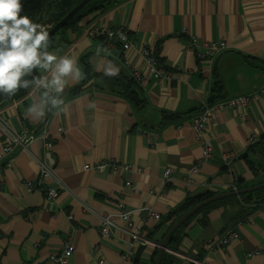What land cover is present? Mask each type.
Wrapping results in <instances>:
<instances>
[{
	"label": "crops",
	"instance_id": "0c3cea01",
	"mask_svg": "<svg viewBox=\"0 0 264 264\" xmlns=\"http://www.w3.org/2000/svg\"><path fill=\"white\" fill-rule=\"evenodd\" d=\"M92 18L67 30L69 48L64 54L52 51L58 57L75 58L79 68L81 58L92 54L89 63L97 77L87 90L65 101L61 110L46 108L43 117L28 114L41 99L38 90L0 111V148L6 143V131L19 134L26 127L33 135L47 132L54 140L48 154L35 140L27 152L16 150L10 166L0 161V264H53L49 257L62 254L66 244L74 248L67 264H152L170 225L161 220L187 196L237 192L236 185L250 188L262 176L253 175L250 165L263 167L264 153L260 158L248 148L253 138L254 143L264 138V99L216 114L204 130L212 146V157L206 161L190 127L191 117L165 125L163 116L202 110L213 103L208 99L216 82L221 87L217 101L264 89V0H130L100 20ZM98 21L128 31L129 41L137 46L128 53L135 68L144 69L139 52L148 47L168 72L161 81L140 84L145 107L135 109L116 94L120 87L114 78L132 79L121 53H110L99 40L83 37L84 30ZM189 36L224 41L229 49L199 61ZM109 64L119 69L117 75H105ZM80 82L69 80L63 93ZM259 147L263 152L264 144ZM228 155L233 158L225 162ZM108 159L141 173L83 170ZM38 162L54 168L61 180L63 187L54 200L26 192L25 182L34 183L38 176ZM126 179L135 186V194L126 187ZM119 202L132 212L131 220L142 234L154 238L153 245L134 248L131 262L121 261L130 245L120 231L125 226L121 220L108 236L99 234L101 216L116 214ZM235 204L228 200L210 211L208 224L203 225L198 215L182 228L174 255L183 258L181 264H190L185 258L203 264H264V212L259 208L239 218ZM142 209L152 210L160 220L148 218ZM228 229L236 230L238 239L222 249H210V243ZM254 250L258 254L247 258Z\"/></svg>",
	"mask_w": 264,
	"mask_h": 264
},
{
	"label": "built area",
	"instance_id": "2783aa9c",
	"mask_svg": "<svg viewBox=\"0 0 264 264\" xmlns=\"http://www.w3.org/2000/svg\"><path fill=\"white\" fill-rule=\"evenodd\" d=\"M183 34L189 35L186 29L182 30ZM88 40H100L103 43L104 48L108 52H115L120 54L122 57V64L126 69L130 70L132 79L142 84L146 80H153L155 82L161 81L163 78L168 77V72L159 64L156 55L151 48L142 47L139 55L142 57L145 65L143 70L135 68L128 56V53L132 50H136L137 46L131 43L128 38V31L125 28H109L102 25L100 22L97 25L89 27L86 30L85 37ZM191 49L195 52L199 61H205L212 59L219 54L229 49L224 41H201L194 36H189ZM264 99V89L258 92L246 96H238L228 100H218L213 103H209L205 106L200 113L196 114L190 120V127L195 135V138L200 142L202 147V160L206 161L212 157V146L210 140L204 136V130L206 125L212 121L216 114L225 110H238L245 108L252 103ZM6 131V130H5ZM61 129L57 130V134H60ZM5 144L0 148V161L4 162L5 166H10L12 157L14 156L17 149H21L22 152H27L28 146L35 140H39L44 149L45 153H49L53 150L54 140L52 136L47 132H42L39 135H33L29 128H24L19 134L6 131ZM255 142L253 138L250 145ZM232 155L224 157V161L228 162L232 159ZM39 173L35 182H25L26 192L35 193L40 192L45 195L48 200H54L57 198L59 190L63 187L60 178L50 165L45 162H38ZM107 169L116 171H123L126 175L132 172L141 173V170L133 168L129 165H123L116 162L113 159L101 160L100 162L93 165L83 166V170H93L96 173H103ZM193 170H189L188 174L192 173ZM163 178L166 180L167 172L163 174ZM125 185L131 190L133 194L137 192L135 186L128 180H125ZM118 212L116 214H106L100 218L99 234L101 237L108 236L111 229H117L116 221L121 220L125 225L124 229L120 231L129 239L130 245L129 250L121 255L122 262H131L133 257V250L135 247L144 248L146 246L153 245L147 238L142 234V231L136 226L131 220L132 212L127 211L122 202L117 204ZM261 211L264 212V203L261 206ZM145 216L152 218L153 220H160V216L155 214L152 210L142 209ZM87 211L91 212L89 209ZM71 220V217H68ZM249 222V218L245 221ZM238 239V234L234 229H228L224 234L217 240L210 243V249H222L228 246L230 243ZM36 246V245H35ZM73 246L66 244L62 250V254L58 256H50L49 261L53 264H67V259L73 253ZM259 250H254L246 255L247 258L252 255L258 254ZM181 258L180 256H178ZM183 260V258H181ZM190 264H203V262L185 258ZM97 264H106L103 261Z\"/></svg>",
	"mask_w": 264,
	"mask_h": 264
},
{
	"label": "trees",
	"instance_id": "16d2710c",
	"mask_svg": "<svg viewBox=\"0 0 264 264\" xmlns=\"http://www.w3.org/2000/svg\"><path fill=\"white\" fill-rule=\"evenodd\" d=\"M81 0H27L21 2L23 5V11L21 12L22 16H28L33 23L39 24L42 28L48 31L52 28L58 21H60L67 12L76 6ZM130 0H93L90 4H88L83 10H81L67 25L62 28L59 32H57L52 38L49 39V47L48 51L52 53L54 50H59L62 54H64L68 48L69 43H67L65 33L67 30H76L80 22L87 18L93 17L92 22L100 20L103 16H105L111 10L121 6L122 4L128 2ZM99 23L91 25L90 27L97 25ZM89 28V27H88ZM86 28L83 32V37H85ZM98 40V39H97ZM100 41V40H99ZM102 42V41H101ZM104 48L103 43H101ZM105 49V48H104ZM115 53V52H111ZM91 53L85 54L80 60V69L84 74V78L81 79L79 86L72 88L71 90L61 94V99L63 101H69L81 94H83L87 89L88 85L91 83L93 79L97 77V75L92 71V68L89 63V59L91 57ZM47 75L43 70L36 69L33 71L31 76L25 77V79L31 80L33 77H43ZM105 79H110L112 77L103 76ZM117 85H119L120 90L116 91L119 96L124 97L135 109L145 107L147 105V101L142 94V88L140 84L136 83L134 80L128 77L119 76L113 79ZM38 90L43 93V90L36 89L34 86H30L28 88L21 87L15 95L8 96L4 93H0V111L5 110L6 108L14 105L15 103H19L24 101L27 96L33 92ZM221 87L218 82L214 84L211 90V96L208 99V102H214L220 93ZM201 110L194 109L189 110L187 112L179 113V114H164L165 125L169 123H178L183 118L194 117L196 114L200 113ZM264 144V138L257 141L256 143L249 145L248 151L258 152L260 158H262V149L259 147V144ZM251 172L253 175H262L253 186H257L259 184L264 183V166L261 168H254L253 163L250 165ZM251 186V187H253ZM247 186L236 185V190L240 191L246 189ZM212 194H203L200 196H187L182 203L177 205L175 208L170 210L168 214L161 220V223H169L170 225L167 227V232L170 227L186 212L191 210L197 204L203 202L204 200L212 197ZM235 200L236 206L238 207L239 218H244L248 214L253 211L261 208L264 203V189L250 193L240 195L238 197L228 198L226 200L213 202L201 209H199L192 217H190L178 230H176L170 237L167 250L163 252L161 256L160 264H181L183 262L181 258L175 257V253H178V247L182 240V228L186 226L192 219L201 215L202 224H208L206 215L218 208L219 205L225 201ZM166 232V233H167ZM164 238V237H163ZM147 240L150 242H154V238L151 235L147 236ZM142 249V248H141ZM157 256V255H156ZM156 259V257H154ZM154 262V259H153ZM152 262V264H153Z\"/></svg>",
	"mask_w": 264,
	"mask_h": 264
},
{
	"label": "clouds",
	"instance_id": "9594fccd",
	"mask_svg": "<svg viewBox=\"0 0 264 264\" xmlns=\"http://www.w3.org/2000/svg\"><path fill=\"white\" fill-rule=\"evenodd\" d=\"M21 0H0V93L15 95L21 88L34 86L43 89L41 99L28 109V114L43 117L45 109L61 110V99L69 80L79 82L84 74L75 58L58 57L48 51L49 34L41 25L22 16ZM43 70L47 75L33 77V71ZM105 75L115 76L119 69L109 64Z\"/></svg>",
	"mask_w": 264,
	"mask_h": 264
},
{
	"label": "water",
	"instance_id": "95a60500",
	"mask_svg": "<svg viewBox=\"0 0 264 264\" xmlns=\"http://www.w3.org/2000/svg\"><path fill=\"white\" fill-rule=\"evenodd\" d=\"M27 0H21V2H24ZM93 0H81L76 6L71 8L67 14L58 21L52 28H50L47 32L49 34V39L52 38L57 32H59L62 28L66 27V25L81 11L83 10L88 4H90ZM264 189V183L259 184L257 186H253L250 188H246L237 192H230L225 194H219L214 195L203 202L197 204L195 207H193L191 210L186 212L184 215H182L169 229V231L166 233L164 238L162 239V242L158 246V252L156 256V260L154 264H160L161 256L164 251L167 250V244L171 237V235L178 230L190 217H192L199 209L213 203L216 201L223 200L228 197H234V196H240L243 194H250L259 190Z\"/></svg>",
	"mask_w": 264,
	"mask_h": 264
}]
</instances>
